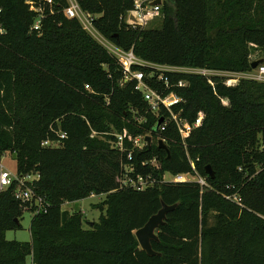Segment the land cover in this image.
Masks as SVG:
<instances>
[{"label":"trees","instance_id":"trees-1","mask_svg":"<svg viewBox=\"0 0 264 264\" xmlns=\"http://www.w3.org/2000/svg\"><path fill=\"white\" fill-rule=\"evenodd\" d=\"M67 4L0 0V160L8 151L17 175H36L25 185L46 204L24 208L13 196L15 181L0 192V264H26L28 257L31 264H264V82L242 78L227 86L219 75L182 72L166 73L171 82L185 80L182 87L150 82L183 98L173 105L181 118L204 112L184 147L173 122L157 127L167 112L152 114L133 81L120 83L116 58L64 14ZM78 4L101 36L148 62L242 73L252 70L258 51L264 64V0H162L159 28L126 24L133 0ZM123 129L150 133L151 146L128 160L110 146L113 136H90ZM151 158L157 166L141 163ZM189 160L207 186L157 182L135 190L116 179L126 162L160 180L165 172H190ZM92 194H104L93 204L102 211L83 227L81 211L62 205ZM234 195L237 202L226 197ZM162 202L175 207L151 241L157 253L147 255L134 231ZM24 210L32 212L30 240L6 239L21 228Z\"/></svg>","mask_w":264,"mask_h":264},{"label":"built area","instance_id":"built-area-1","mask_svg":"<svg viewBox=\"0 0 264 264\" xmlns=\"http://www.w3.org/2000/svg\"><path fill=\"white\" fill-rule=\"evenodd\" d=\"M153 0H133V7L129 10L125 16V22L131 27L141 26L143 27L146 24V19L149 15H160V4H152ZM162 1V0H161ZM51 0H47V3H50ZM67 6L64 9V14L69 18H77L83 28L91 34V30L96 29L92 25V18L88 12L83 11L79 4L78 0H67ZM38 12V8H33ZM1 14V8H0ZM1 16V15H0ZM40 19L39 16L36 17L33 27L37 29L39 27ZM0 32H3V28L0 23ZM97 32V31H96ZM98 33V32H97ZM91 36H93L91 34ZM103 40H97L109 54L114 56L119 64L122 71L121 84L126 82H134V88L142 95L143 99L148 104L149 111L158 115L159 110L164 109L168 117L164 120L162 119V124L160 130L164 129L166 123L171 121L176 126L178 130L181 142L184 147H186L185 139L188 138L191 132L199 127L202 123L204 117V112L199 110L192 121H187L184 118L179 116V112H175L173 105H176L180 102H183V98L177 95L174 91L164 92L163 90H158L154 88L150 82L161 83L165 88L169 86L182 87L186 85L185 80H177L171 82L166 73H195L201 75H210L211 70L206 68H197V67H186V66H173L167 64H158L148 62L137 57L131 49L124 50L119 46L113 44L112 42L105 39L101 36ZM149 68V72L145 73L142 68ZM256 74L251 76L252 79L264 82V64H259L256 68L253 69ZM233 80V81H232ZM233 82V83H232ZM237 82L235 79H228L224 82L227 86H233ZM85 88L88 90L89 86L85 85ZM57 135L59 138H64L66 136L65 132L58 131ZM105 135L113 136V139L110 140V146L119 151H126V157L128 160L132 159V152L134 150H141L144 146H147L145 140L146 136H151L150 133L142 135H132L126 129L121 131H103L97 133L96 131L91 132L90 136H98L103 138ZM152 140V138H151ZM126 144H129L126 145ZM44 146H57L58 140L49 141L45 140L42 142ZM190 161L191 171L182 172L177 174H172L170 172L163 173L161 179H156L152 174H142L135 170V166L131 162H126L122 164L121 170L117 175V182L120 187L133 188L135 190H144L146 188L154 186L157 182H196L201 187L207 186L206 179L200 176L194 166L193 161ZM141 163L151 165H156L157 162L155 158L148 160H142ZM37 176L26 174V175H17L16 173H11L8 170H5L0 165V192L6 189L10 184L15 181L16 186L13 192V196L16 200L24 204V208H29L34 206L35 211L40 209L45 210L46 204L43 198L37 194L28 186L25 185L27 180H32ZM93 195V194H92ZM227 198L233 199L236 202L238 201L237 196H226ZM68 203V202H67Z\"/></svg>","mask_w":264,"mask_h":264},{"label":"rangeland","instance_id":"rangeland-1","mask_svg":"<svg viewBox=\"0 0 264 264\" xmlns=\"http://www.w3.org/2000/svg\"><path fill=\"white\" fill-rule=\"evenodd\" d=\"M161 25V16H155V15H149L146 19V24H144L143 27L146 28H159ZM92 37L96 40H103L101 35L97 33L95 30H91ZM89 33V32H88ZM90 34V33H89ZM260 56V53L258 51H254L250 58L251 59H258ZM210 75H219L224 79V82L228 79H235L236 82L242 78H251L253 74H256V72L253 71H247L242 73H234V72H224V71H215L211 70L209 72ZM233 81V80H232ZM233 83V82H232ZM236 83V84H237ZM0 165L5 170H8L11 173H16V162L14 159V155L10 152L6 151L3 153ZM104 199V194H93L91 196H88L84 199L79 200L78 202H72V203H64L62 205L63 209H67L69 212H72L73 210H79L82 213L83 217V227H88L90 224L89 222L98 221L99 215L102 211V208L96 207L93 204H97L101 202ZM32 218V212L28 210H24L22 217L20 219L21 228L15 229V230H8L5 233L6 239H16L21 241H28L30 240V233H29V224L30 220ZM31 264L30 257L27 258V263Z\"/></svg>","mask_w":264,"mask_h":264},{"label":"water","instance_id":"water-1","mask_svg":"<svg viewBox=\"0 0 264 264\" xmlns=\"http://www.w3.org/2000/svg\"><path fill=\"white\" fill-rule=\"evenodd\" d=\"M161 0H153L152 4H160ZM261 62V59L254 60L251 62L250 66L252 69L256 68ZM162 122V118L157 122V126ZM145 140L147 142V146H151L152 140L151 136H146ZM157 144L159 147L167 150V145L163 142L162 139H158ZM205 173L209 177H213V171L209 165L205 166ZM175 204L167 205L165 203H161V207L157 210L156 213L151 215L148 220L145 222L143 226L136 229L134 231V235L138 241L139 247L146 252L147 255H154L157 252L154 251L151 247V241L157 240V235L155 233L156 229L159 225L163 224L166 218V213L173 209Z\"/></svg>","mask_w":264,"mask_h":264}]
</instances>
